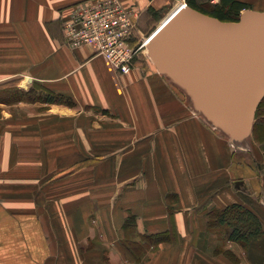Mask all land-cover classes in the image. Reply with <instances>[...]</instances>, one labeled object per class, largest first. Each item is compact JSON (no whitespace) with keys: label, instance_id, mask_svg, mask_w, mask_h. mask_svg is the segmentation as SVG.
<instances>
[{"label":"crops","instance_id":"obj_1","mask_svg":"<svg viewBox=\"0 0 264 264\" xmlns=\"http://www.w3.org/2000/svg\"><path fill=\"white\" fill-rule=\"evenodd\" d=\"M81 1L0 0V264H264V234L208 223L264 227V113L233 143L153 67L71 49Z\"/></svg>","mask_w":264,"mask_h":264},{"label":"water","instance_id":"obj_2","mask_svg":"<svg viewBox=\"0 0 264 264\" xmlns=\"http://www.w3.org/2000/svg\"><path fill=\"white\" fill-rule=\"evenodd\" d=\"M146 48L157 72L231 142L249 136L264 97V11L246 8L229 21L184 4Z\"/></svg>","mask_w":264,"mask_h":264},{"label":"built area","instance_id":"obj_3","mask_svg":"<svg viewBox=\"0 0 264 264\" xmlns=\"http://www.w3.org/2000/svg\"><path fill=\"white\" fill-rule=\"evenodd\" d=\"M138 27V10L132 3L128 5L123 0H84L71 9L62 30L65 43L71 49L93 46L116 73L126 74L133 68L135 57L147 46L152 36L144 38Z\"/></svg>","mask_w":264,"mask_h":264},{"label":"trees","instance_id":"obj_4","mask_svg":"<svg viewBox=\"0 0 264 264\" xmlns=\"http://www.w3.org/2000/svg\"><path fill=\"white\" fill-rule=\"evenodd\" d=\"M187 1L190 6L201 10L194 0ZM217 4L220 6L217 7V5L214 9L210 10V15L221 20H237L240 12L248 7L246 2L240 0H219ZM56 98L57 100L62 99L61 96H56ZM63 98L68 100V103L73 104L71 98ZM263 100L264 97L257 106L258 113H260V106ZM208 223L209 226L218 224L226 225L228 228L227 239L229 240L246 242L250 239L261 237L264 234V227L261 219L240 203H233L219 211H212Z\"/></svg>","mask_w":264,"mask_h":264},{"label":"rangeland","instance_id":"obj_5","mask_svg":"<svg viewBox=\"0 0 264 264\" xmlns=\"http://www.w3.org/2000/svg\"><path fill=\"white\" fill-rule=\"evenodd\" d=\"M188 4L187 0H132V2H125L128 5H131V3L137 8L138 10V29L140 34L144 38H148L151 34H153L158 27H160L165 20L182 4ZM196 5L203 10L204 12H207L209 14L210 10L214 9L218 4L219 0H216V2H212V0H194ZM244 2V1H243ZM255 1L247 0L248 7L250 9H255L257 6ZM253 3V4H252ZM218 5L217 7H219ZM264 9V8H263ZM200 10V11H201ZM202 11V12H203ZM234 21V20H229ZM134 65H149L154 68L152 62L150 61L148 55H147V48L145 47L134 59L133 61ZM155 69V68H154ZM177 87V86H176ZM178 88V87H177ZM179 89V88H178ZM61 101L67 102L68 100L64 99L62 97ZM71 101H73L71 99ZM70 104V103H68ZM74 105V101L73 104ZM86 110V108L84 109ZM261 113H264V100L260 106V114L256 117H258L259 121ZM260 118V119H259ZM99 154V159L104 158L107 155H109L108 152L101 151ZM215 237V236H214Z\"/></svg>","mask_w":264,"mask_h":264},{"label":"bare ground","instance_id":"obj_6","mask_svg":"<svg viewBox=\"0 0 264 264\" xmlns=\"http://www.w3.org/2000/svg\"><path fill=\"white\" fill-rule=\"evenodd\" d=\"M178 8H179V7H178ZM178 8H177V9H178ZM177 9H176V10H177ZM176 10H175V11H176ZM175 11H174V12H175ZM174 12H173V13H174ZM173 13H172V14H173ZM172 14H171V15H172ZM171 15H170V16H171ZM170 16H169V17H170ZM169 17H168V18H169Z\"/></svg>","mask_w":264,"mask_h":264}]
</instances>
